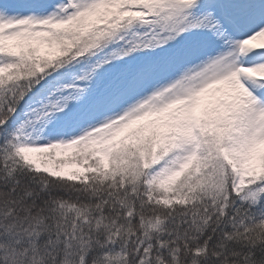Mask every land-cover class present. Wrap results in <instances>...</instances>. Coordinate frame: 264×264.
<instances>
[{
  "label": "snow or ice",
  "instance_id": "6c2138e0",
  "mask_svg": "<svg viewBox=\"0 0 264 264\" xmlns=\"http://www.w3.org/2000/svg\"><path fill=\"white\" fill-rule=\"evenodd\" d=\"M0 264H264V0H0Z\"/></svg>",
  "mask_w": 264,
  "mask_h": 264
}]
</instances>
